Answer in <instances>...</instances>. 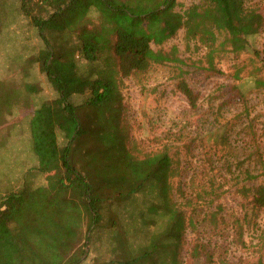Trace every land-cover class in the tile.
<instances>
[{
    "label": "trees",
    "instance_id": "trees-1",
    "mask_svg": "<svg viewBox=\"0 0 264 264\" xmlns=\"http://www.w3.org/2000/svg\"><path fill=\"white\" fill-rule=\"evenodd\" d=\"M14 1L43 45L27 63L39 65L56 96L34 109L28 123L45 184L23 182L0 193V264H185V234L196 226L186 210L215 207L203 220L218 227L224 220L216 203L225 184L211 178L186 191L170 146L142 157L128 147L119 86L154 65L174 63L176 89L194 109L198 97L182 78L175 49L151 47L183 31L187 45L205 50L208 69L215 58L245 54L247 63L235 65L232 79L247 75L264 92V51L250 49L249 42L264 26V0L251 7L247 0H199L182 13L177 0ZM73 95H86L84 104L75 105ZM83 108L91 111L86 122ZM246 130L255 145L259 138L264 143V120L260 134L252 120ZM257 161L264 173L259 155ZM236 191L252 209H264V184ZM258 241L261 256L245 264H264V230ZM188 256L200 264H228L215 258L209 243H195Z\"/></svg>",
    "mask_w": 264,
    "mask_h": 264
},
{
    "label": "rangeland",
    "instance_id": "rangeland-1",
    "mask_svg": "<svg viewBox=\"0 0 264 264\" xmlns=\"http://www.w3.org/2000/svg\"><path fill=\"white\" fill-rule=\"evenodd\" d=\"M245 2L247 7L257 3ZM1 3L0 193L23 182L36 187L45 184L37 172L28 123L34 109L56 96L39 65L27 63L43 48L35 29L17 12L14 0ZM198 3L199 0H177L176 11L182 13ZM261 9L260 16H264V6ZM249 42L250 49L264 51V26ZM151 47L165 53L175 49L176 56L183 61L179 65L184 71L182 78L198 97V103L194 109L190 108L176 89L179 69L174 63L154 65L138 78L122 79L119 89L124 108L122 122L129 134L128 147L142 157L170 146L172 153L176 152L174 158L178 160H173L178 163L179 182L186 191L199 190V185L211 178L225 184V193L216 203L221 209L218 217L225 222L218 227L203 220L215 207L196 209L195 214L186 210V216L193 217L196 226L193 231H186L183 261L200 264L188 256L195 243H209L215 258L228 264L256 260L261 256L258 236L264 230V209H252L236 191L240 186L264 184V173L257 161L259 155L264 162L263 139L259 138L255 145L246 130L252 120L253 130L260 134L264 92L255 88L247 75L243 74L239 81L232 79L235 65L247 63V57L242 54L235 60L226 54L215 58L214 69H208L205 50L195 42L187 45L183 31L161 47ZM25 84L35 87V91L26 90ZM85 99L86 95L72 96L75 105L84 104ZM90 112L84 108L80 111L84 122ZM93 128L95 124L90 123L89 129ZM246 173L257 177L247 179Z\"/></svg>",
    "mask_w": 264,
    "mask_h": 264
}]
</instances>
